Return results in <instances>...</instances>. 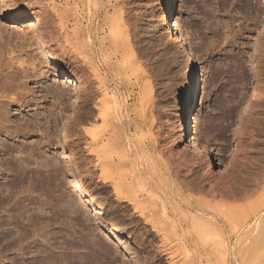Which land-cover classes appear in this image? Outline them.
<instances>
[{"label": "rangeland", "instance_id": "374dc122", "mask_svg": "<svg viewBox=\"0 0 264 264\" xmlns=\"http://www.w3.org/2000/svg\"><path fill=\"white\" fill-rule=\"evenodd\" d=\"M39 1L0 0L4 31L3 37L0 35V75L9 72L14 80L9 79L10 84L15 85H10L12 90L7 86V91L0 84V264H186V254L197 264L194 252L198 249L162 244L160 235L142 229L136 218L130 225L131 211L112 191L100 193V198L108 201L103 210L95 206L96 168L94 154L88 150L96 143L94 131H84L86 109L97 95L91 65L85 61L90 50L86 35L78 39L70 22L63 25L74 13L81 17L84 28L94 27L96 20L89 2ZM123 1L127 52L134 54L131 69L136 71L124 73L117 90L123 104L132 106L140 96L141 84L148 85L141 107L146 122L151 121L152 148L164 155L160 162L166 160L169 166L181 162L180 182L187 162L175 152L186 155L194 176L204 169L211 182L223 179L229 191L236 188L233 198L217 197V202L253 203L259 195L252 189L254 180L258 181L254 172L263 151L245 159L239 156L243 146H257L264 140V98L262 102L257 99L263 108L258 114L252 112L257 105H250L256 101L251 96L256 84H264V0ZM100 36L103 34H98V39ZM81 39L84 44L77 42ZM92 49L99 52L97 44ZM61 61L67 64L62 66ZM55 89L61 90L58 93L63 97L58 99ZM134 118L132 112L124 115L128 134L134 131ZM194 123L198 137L193 139L190 129ZM213 143L234 147L217 151L210 149ZM239 160L244 161L241 167L232 169ZM205 188L196 197L211 198ZM248 188L251 194L246 192ZM247 198L250 200L245 202Z\"/></svg>", "mask_w": 264, "mask_h": 264}, {"label": "bare ground", "instance_id": "6f19581e", "mask_svg": "<svg viewBox=\"0 0 264 264\" xmlns=\"http://www.w3.org/2000/svg\"><path fill=\"white\" fill-rule=\"evenodd\" d=\"M47 1H49L50 3H53L51 0H40L39 3L44 4ZM70 1H73V0H65L66 3ZM79 2H80V5L84 4L85 2L91 3V11H92L91 14L93 16V19L96 20V24L94 23L95 26L94 27L91 26L92 28H89V29L84 28L80 21L81 17L79 18L78 15H75L76 13L74 14L70 13L72 14L71 16L70 14L68 15L70 16L69 17L70 19L65 20V22L63 21L64 22L63 26L66 27L70 22V25L72 26L70 27L71 31H73V33L78 39L79 38L83 39L84 35H86L88 39V47L90 50V55H87V60L85 59V61H89L91 65L90 71L92 70V73H93V82H94L93 84L96 86V89L95 88L93 89L97 90V95H95L96 97L90 103V106L88 107V109H86L87 113H86V116H84L85 117L84 121L87 124V128H84L85 129L84 131H87V129L93 130L94 132L92 133V135L94 134L93 135L94 137L92 138L91 136V138L95 139L94 142L96 143V145L93 146L92 151L89 149L91 146L88 148L90 150V151L88 150V152H93L94 154L93 160L95 161V167H93V169L96 168L95 169L96 170L95 181L93 184L95 206L98 208L99 211H100V208L101 210H103L102 207L104 205L107 206L106 204H108V201L107 200L104 201L103 199H101L100 193L102 192L103 189H105L106 191L107 190L112 191L113 195L116 197V200L121 203H124L123 205H125V208L131 211L132 214L130 215H133V216L128 215L130 218L127 219L130 225L133 223L132 221L136 218L139 221H141L142 224L140 223V225L143 226L142 229H145L146 231H148V233L151 232V235H152V232L159 234L160 235L159 238L162 244L173 245L174 247L175 246L181 247V249L184 248V250L190 248L193 251H195L198 249L197 252H194L195 253L194 255L196 256L197 264H228V263L230 264V263H237V262L242 263L244 261L249 262L252 260H254V262L257 264L258 263L264 264V183H263L264 180L262 179L264 178V176H262V174L264 173V155H263L264 147L262 146L264 145V140H261V141L259 140L260 143L257 144V146H254L256 144H247L246 146H243L240 149L241 151V154L239 156L240 159L242 158L245 159L247 155L253 154V153L255 154V152L258 150L263 151L262 153L263 157L261 156V158H259L261 159V162L259 160V163L257 164L255 168L256 172H254L258 175V181L254 180L255 184L252 187V189L253 188H254L253 190L256 189L255 191H258L259 195L256 196L257 198L253 203L251 202L243 206H239L237 204L238 206H236V204L233 202L232 199H229V201L232 200V202L228 201L227 204L222 203V202L221 203L217 202L216 200L217 197L219 198L223 196H228L227 198H230V197L233 198L235 195L236 188L234 190L230 189L229 191L228 183H226L227 181L224 182L223 179L221 181L213 180L212 181L213 183H212L211 182L212 179L210 180L211 176L209 177V174H207V171H205L204 169L200 170V173L197 176H194L193 170L189 168L191 167V164L189 163V161L186 160V157H185L186 155L175 152L176 154H178L177 156H180L178 158L182 159L183 161L185 160L184 162H187L186 164H184V167L186 168L183 170V179L181 180L179 179L180 182L177 181L178 180L177 177L181 174V170H182V169L179 170L178 168L180 166H181L180 168H182L183 164H180L181 163L180 162L179 163L180 165L178 164L177 166H174V165L169 166L168 165L169 163L165 159H164L165 162L163 163L160 162L163 159L162 158L164 156V155L162 156L163 153L159 154L158 152L160 151L156 149L158 151L157 152L158 154H157L152 148V145H153L152 144L153 139L151 136L152 133H149V129L152 128V126L151 128L149 127V123H151V121L146 122L147 120V119L145 120L146 115H144L146 112L143 111L145 109L141 107V105H143L141 100L147 96L146 92L148 93V90H146V88H148L147 87L148 85L145 88V84L142 82L144 85L141 84V87H140L141 91L139 92L140 96L136 97V101L132 104V106L131 105L129 106L126 103H125L126 105L123 104L124 102L122 101L123 99L122 100L120 99V93H119L120 90L119 91L117 90L118 89L117 83H119L120 80H123L121 79V77L123 76L124 73L128 72V70H130L133 67L132 65L134 62L133 61L134 54H132L133 55L132 56L131 55L132 52L130 53L129 51L130 53V56H129L127 52V49H129V46L128 47L126 46L129 44H126V40H125L126 38L125 28L126 27H124L123 25L122 19L124 15L122 17V12H121V9H122L121 6L122 4H125L124 1L123 0H79ZM79 10H80V7L78 11ZM44 13L46 12L44 11L43 14ZM81 13L83 12L81 11ZM61 25L60 27H62ZM65 27H63L62 31H64ZM2 31L3 30L0 27V35ZM65 31L67 32V30ZM5 33L3 35H5ZM10 34L9 33L7 34L8 38L9 37L11 38L12 35ZM91 34L94 35L95 37L92 38ZM98 34H103V36H100L101 38L98 39L97 37ZM167 36L168 34L164 35V37H167ZM5 37L6 36H4V39ZM82 39L79 41L77 40L76 41L80 42L81 44H84V41ZM1 40H3V38ZM63 40L65 39L63 38ZM6 42L8 43V41ZM93 44H97L99 46V50H98L99 52L96 53V51L92 49ZM71 48H73V46ZM57 50H60V49L58 48ZM113 58H114V61H112ZM63 61H61L62 66L63 64L66 63ZM134 69L135 68L131 70L133 71ZM22 71H24V69ZM7 73L8 75L6 73H4V76L0 75V78L2 77V79H0L1 80L0 84H2L1 86L3 87L5 86L6 88L5 87L4 88L6 90H7V86H9L8 87L9 89L15 86L14 84L13 85L10 84V81L13 80V78L11 77L12 74L10 75L9 72ZM16 74L14 76H16ZM21 75L23 76V74ZM11 78L12 80H9ZM81 78L83 80V83L86 84V82H88L87 79L84 78V76L82 77L81 75ZM82 80H81V83H82ZM258 83L256 84V88L255 89L253 88L254 90L252 91L253 93L251 95L253 99H256V101L254 100L253 102L251 101L252 103H250V105L251 104L254 106L257 105L258 107L256 109L252 108L253 109L252 112H254L255 114L256 113L258 114V112H261L262 109L264 108V107L262 108L259 105L260 103L257 102V99L261 98L260 102H262L264 98V84H261V83L258 84ZM5 89H4V94H3L4 96H5ZM53 90H50V91H52V93L54 94L55 92L60 93L61 91V90L58 91V89H55L56 91L54 92ZM1 91L3 90L1 89ZM130 92H131V89H130ZM0 93H3V92H0ZM59 93L57 95H59ZM49 94H51V92ZM54 94H51V95L54 96ZM8 97L9 95H7V98ZM59 97H63V96H61L60 94L57 98L59 99ZM123 98L125 97L123 96ZM145 103H148V101ZM259 107H261V109ZM0 112H1V109H0ZM128 112H132L136 115V118H134L135 121L131 119L135 123L133 124L134 127L132 129L134 131L133 132L131 131L132 133L129 132V134L126 130H124L125 128L124 115L125 113H128ZM1 113L3 114V112ZM250 113H251V109H250ZM58 114L59 113H57L56 115ZM2 116L3 115H1V117ZM51 116L52 115H50V117ZM3 117H5V115ZM131 120H128V121H131ZM139 124L141 126H139ZM127 125H128V122H127ZM21 126H18V127H21ZM143 126L145 127L144 129H142ZM36 128L38 127L36 126ZM30 131H27V132H30ZM156 133H157V130H156ZM190 133L192 134L193 139L198 137L197 124L195 123L193 124V126L190 129ZM158 144H156L157 147H159ZM223 145L224 144H217V143L214 144L213 143L210 146V149L214 148V149H218L217 151H220L219 149H225V148L228 149L229 147L231 148L234 147L233 144H229V146L228 145L223 146ZM197 154L196 156H198ZM167 159L169 160L170 158H167ZM241 161L240 160L236 162L234 161L235 164L232 166V169L240 168ZM171 163L172 162H170V164ZM192 175L196 178H194ZM190 177L192 180H190ZM260 180H262V184ZM249 186H252V185H249ZM205 187H207L211 198L207 199L204 197L203 198L196 197V194L203 193L206 190ZM252 189H249L246 192L248 191L250 192ZM249 194H251V192ZM236 195H239V193ZM102 200L104 202H102ZM247 200L248 198L246 199V201L245 200L244 201L247 202ZM237 202H239V200ZM119 206H121L120 207L121 209L123 208L122 204H119ZM125 208H123V210H126ZM239 249L240 251H243V254L242 252H241V255L237 253ZM185 257H186L185 259L186 264H194L192 262V260L194 261L193 257H192L193 259L188 258L189 256L187 254ZM184 258H181V259H184Z\"/></svg>", "mask_w": 264, "mask_h": 264}]
</instances>
